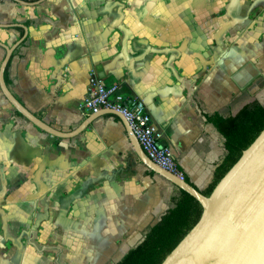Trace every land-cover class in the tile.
Instances as JSON below:
<instances>
[{"label":"crops","instance_id":"obj_1","mask_svg":"<svg viewBox=\"0 0 264 264\" xmlns=\"http://www.w3.org/2000/svg\"><path fill=\"white\" fill-rule=\"evenodd\" d=\"M0 23L9 46L28 28L7 84L34 114L77 128L101 65L105 83L145 100L197 188L226 152L207 114H235L264 86V0H0ZM17 111L0 87V264H117L174 206L179 188L117 114L61 138Z\"/></svg>","mask_w":264,"mask_h":264},{"label":"water","instance_id":"obj_2","mask_svg":"<svg viewBox=\"0 0 264 264\" xmlns=\"http://www.w3.org/2000/svg\"><path fill=\"white\" fill-rule=\"evenodd\" d=\"M15 1L35 4L43 0ZM0 26L10 25L0 23ZM23 27L24 34L13 45L0 41L6 51L0 66V87L15 109L39 128L53 136L72 138L81 133L99 113L91 114L71 131L59 130L27 108L7 84L5 72L8 63L14 50L28 34L27 26ZM98 70L100 76H104L101 65ZM103 111L120 116L137 153L155 172L192 194L203 206L200 220L161 264H264V130L207 196L189 181L157 165L146 154L121 112L111 109Z\"/></svg>","mask_w":264,"mask_h":264},{"label":"trees","instance_id":"obj_3","mask_svg":"<svg viewBox=\"0 0 264 264\" xmlns=\"http://www.w3.org/2000/svg\"><path fill=\"white\" fill-rule=\"evenodd\" d=\"M21 30L23 35L25 30ZM8 67L9 64L5 72L7 82ZM207 118L226 139V152L212 180L205 188H198L209 196L224 175L240 159L244 150L264 130V101L255 97L235 114L223 116L216 112L207 114ZM186 180L191 183L188 177ZM172 200L174 206L167 209L148 231L143 241L131 248L117 264H161L196 225L203 214L201 202L183 189H179Z\"/></svg>","mask_w":264,"mask_h":264},{"label":"built area","instance_id":"obj_4","mask_svg":"<svg viewBox=\"0 0 264 264\" xmlns=\"http://www.w3.org/2000/svg\"><path fill=\"white\" fill-rule=\"evenodd\" d=\"M120 84H107L97 71L90 76L84 97L83 113H99L104 109L121 112L129 121L146 154L160 167L186 180V172L176 158L173 148L164 142L163 131L140 96L126 97L119 92Z\"/></svg>","mask_w":264,"mask_h":264},{"label":"rangeland","instance_id":"obj_5","mask_svg":"<svg viewBox=\"0 0 264 264\" xmlns=\"http://www.w3.org/2000/svg\"><path fill=\"white\" fill-rule=\"evenodd\" d=\"M258 93H259L258 95L260 96V99H262V101H264V86L261 87V89L259 90Z\"/></svg>","mask_w":264,"mask_h":264}]
</instances>
